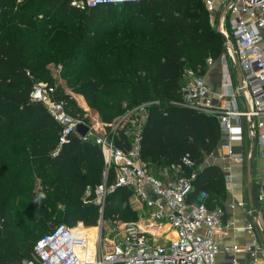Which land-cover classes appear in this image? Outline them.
I'll return each mask as SVG.
<instances>
[{
	"label": "trees",
	"instance_id": "16d2710c",
	"mask_svg": "<svg viewBox=\"0 0 264 264\" xmlns=\"http://www.w3.org/2000/svg\"><path fill=\"white\" fill-rule=\"evenodd\" d=\"M0 6V151L7 146L0 152V264H18L16 252L52 219L49 200L62 205V224L82 223L74 230L93 228L99 219L132 223L137 218L126 188L108 193L102 206L92 202L103 170L94 144L71 134L57 148L58 125L41 102L30 98L25 74L28 70L50 84L57 82L59 78L50 75V62L62 64L59 74L70 88L57 83L55 97L65 102L68 113L95 122L105 132L125 108L149 102L140 157L155 170L174 166L182 175L192 170L186 202L221 207L226 178L216 164L202 165L220 140L219 126L212 115L177 103L185 70L203 75L208 54L223 47L201 0H139L87 10L71 7L68 0H0ZM142 6L143 14L126 13ZM112 10L118 11L115 18ZM59 12L61 17L52 24L40 23ZM79 12L85 15L79 23L74 18L63 21ZM121 25L126 27L116 37L115 48L106 46L100 52L96 44L101 38L88 40L93 33ZM31 174L38 179L40 189L34 194L40 204L28 217L32 229L25 231L15 222L14 207L18 198H29ZM86 191L89 200L84 203ZM15 228L22 231L21 239ZM42 235L30 242V258Z\"/></svg>",
	"mask_w": 264,
	"mask_h": 264
},
{
	"label": "built area",
	"instance_id": "2783aa9c",
	"mask_svg": "<svg viewBox=\"0 0 264 264\" xmlns=\"http://www.w3.org/2000/svg\"><path fill=\"white\" fill-rule=\"evenodd\" d=\"M133 1L139 0H68V4L87 10ZM201 1L212 14L217 13V3L223 7L215 23L225 50L220 56V89L213 91L202 74L188 69L182 76L185 80L177 103L212 115L219 126L218 147L204 157L203 165L215 159L241 162L253 154L264 161V0H217L216 4L214 0ZM228 57L233 61L232 68ZM206 62L211 63L210 57ZM25 74L30 78V98L41 102L58 125L57 148L75 134L99 150L103 170L101 182L93 190V202L102 206L105 195L116 188L130 190L137 221L122 223L121 232L106 243L95 237L91 264H240V253L246 255L245 264H264V245L258 234L260 209L243 201L227 203L228 208L244 209V229L250 238L242 245L220 246L212 232L218 229L223 233L233 222L223 217V206L208 208L202 203L186 202L193 171L182 175L178 167L172 166L158 167L155 173L140 157V132L149 102L125 108L105 132L95 122L66 111L65 102L54 95L56 82L39 80L28 70ZM77 123L87 126L83 135L76 131ZM118 132L121 134L116 143L113 136ZM231 141L238 142L241 154L233 151ZM183 163L189 165L185 159ZM260 174L264 175V165ZM263 198L259 193L258 200ZM74 228L54 226L36 241L32 257L20 264H80V247L85 240L78 239ZM218 253L223 256L222 262L216 260Z\"/></svg>",
	"mask_w": 264,
	"mask_h": 264
},
{
	"label": "rangeland",
	"instance_id": "374dc122",
	"mask_svg": "<svg viewBox=\"0 0 264 264\" xmlns=\"http://www.w3.org/2000/svg\"><path fill=\"white\" fill-rule=\"evenodd\" d=\"M127 10L128 11L126 13L133 12V10H139V11H141V14H143L142 12L144 10V7L143 6L142 7H131L130 9H127ZM222 10H223V7H222V4L220 2H219V4L217 3V13L216 14L215 13L212 14L206 10L208 12L207 19H208V23H209L210 27L215 28L216 18L222 12ZM112 11H113L114 15L111 16V18L112 17L115 18L118 14V11L117 10H112ZM2 14H0V20L3 17ZM38 14H42V13H38ZM58 14H60V12L57 13V15H53V17L49 20L41 18V19H39L41 21L40 23L41 24L42 23H50V22H52V20L59 19L61 17L60 16L61 14L60 15H58ZM84 16L85 15H82V13L79 12L76 15H70L69 17L65 16L63 21L71 20L74 18L73 20L75 22L79 23L80 21H82ZM120 18H124V16L121 15ZM46 21H49V22H46ZM11 24H13V23H10V21H6V25L9 26ZM50 24H52V23H50ZM125 27L126 26L121 25V26L109 29L108 32H104L101 35L93 33L92 35H90L91 36L90 38L88 37V40H89V42H93L94 38H97V37L101 38L99 43L96 44V50L100 51V52H103V50L106 46H108L110 49L112 47L115 48V46L113 44L119 42V40L116 39V37L119 34H121V30H123V28H125ZM225 27L227 28L226 24H225ZM55 29H57V28L53 27V30H55ZM81 44H82V42H81ZM220 46H221V48L219 50H217L216 52H212L211 54H208V56L206 57V58L210 57L211 63L206 62L205 71L209 68L210 65L218 64L220 61V56L222 54L224 55V51H225L224 46L222 47V44ZM205 61H206V59H205ZM227 61L229 63V66L232 68L233 67V61L229 57L227 58ZM48 66H49L50 75L52 76V78L53 77L55 79L59 78V80L56 82V84L60 83L65 88V90H70V88H68L66 86L64 79L61 78V76L59 74L60 70L62 68V64L50 62ZM83 68L84 69L88 68V65L85 64L83 66ZM186 70H188V68ZM205 71H204V73H205ZM192 72H195V71L192 70ZM35 77L39 80L44 81L43 79H41L38 76H35ZM183 80H185L184 77L181 78V83ZM6 147L7 146L2 147V150L0 151L2 154L5 153L4 149ZM152 170L155 173L157 171V169L155 170L154 167H152ZM28 180L31 182V189H30L31 192H26L28 194L29 198L28 199H23V198L21 199V197L18 198L16 200L15 207H14V214H15V218H16L15 222H17L19 225L24 226L25 231H27V230L30 231L32 229V225H31L30 220H28V217L31 216V212L33 210H36V208L40 204L38 197L34 194L37 190L40 189V187L38 185V179L36 178V176L34 174H31ZM25 187H28V185ZM45 193H46V191L41 192L42 195H45ZM88 196H89V193L84 194V196H83V200H84L83 202L84 203H87V201L89 200V199H87ZM104 199H105V197H104ZM104 199H103V202H104ZM92 202H93V200H92ZM103 202H102V204H103ZM93 203H95V202H93ZM129 205H130V208L132 209V211H134L136 213V211L132 208V206L130 204V198H129ZM47 210H48V212L52 213V219L49 222L45 223L39 229L38 232H33V234H36V233L37 234H36V236H34L32 238V240H35L36 238H38L40 235H42L44 233L46 234V232L48 233V231H51V229L54 226L58 225V223H60V224L64 223V222H62L61 215H60L62 210H63L61 204H59L56 201L52 202L51 200H49V204L47 205ZM136 216H137V213H136ZM136 221H137V218L134 222H136ZM121 224H122V222H119V221L113 222V221H110L107 219H104V220L99 219L97 221L96 225L92 226L93 228L75 229L74 231L77 234L78 239L79 240H85L83 245L80 247V251H81L80 256H81V262H82L81 264H91L90 250L94 246L95 237H96V239H97V237L101 238L106 243V240H112L113 238H115L118 235L119 232H121ZM79 225L83 226L81 222H77L73 227H76ZM14 233L17 235V237L19 239H21L22 231H20L18 228H15ZM32 240H29L26 243L24 241L25 244H24V247L21 249V253H20V251L16 252L17 257L19 258L18 264H20L24 259L30 258L31 251L28 250V246L30 245V242Z\"/></svg>",
	"mask_w": 264,
	"mask_h": 264
},
{
	"label": "crops",
	"instance_id": "0c3cea01",
	"mask_svg": "<svg viewBox=\"0 0 264 264\" xmlns=\"http://www.w3.org/2000/svg\"><path fill=\"white\" fill-rule=\"evenodd\" d=\"M214 1L216 4L217 0ZM220 73L221 62L219 61L218 64L210 65L203 74L205 82L213 91H218L220 89ZM224 137L225 136L223 134L221 138ZM231 144L233 145V151L237 154H241V149L237 146L238 142L231 141ZM247 163L250 164L249 169L247 168ZM211 164L219 166L226 178V194L224 200L221 201V206H223L224 209L223 217L233 222V226L223 233H221L218 229L212 232V235L217 240L218 245H242L249 241L250 233L244 229L246 220L244 209L238 207H227V203L234 201H243L248 205L252 204L253 207L260 209L261 231L258 234H262L264 236V198L258 200L259 193L264 195V175L260 174V169L264 165V161L257 158L256 154H253L251 157L243 158L241 162H223L215 159ZM237 257L240 264L246 263L245 254L240 253ZM216 260L222 262L223 256L218 253Z\"/></svg>",
	"mask_w": 264,
	"mask_h": 264
},
{
	"label": "water",
	"instance_id": "95a60500",
	"mask_svg": "<svg viewBox=\"0 0 264 264\" xmlns=\"http://www.w3.org/2000/svg\"><path fill=\"white\" fill-rule=\"evenodd\" d=\"M216 30V29H215ZM217 31V30H216ZM76 131L80 134L83 135L86 131H87V126L84 125L83 123H77L76 124ZM218 147V145L216 146V148ZM149 200H151V197H148ZM261 241L264 245V236L262 234H259Z\"/></svg>",
	"mask_w": 264,
	"mask_h": 264
},
{
	"label": "bare ground",
	"instance_id": "6f19581e",
	"mask_svg": "<svg viewBox=\"0 0 264 264\" xmlns=\"http://www.w3.org/2000/svg\"><path fill=\"white\" fill-rule=\"evenodd\" d=\"M167 236H170V233H167ZM80 262H81V257H80Z\"/></svg>",
	"mask_w": 264,
	"mask_h": 264
}]
</instances>
